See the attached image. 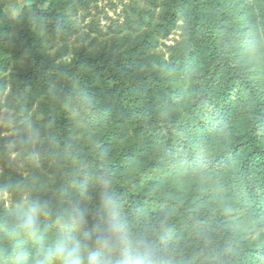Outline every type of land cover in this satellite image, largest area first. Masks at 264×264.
Segmentation results:
<instances>
[{
  "label": "trees",
  "instance_id": "16d2710c",
  "mask_svg": "<svg viewBox=\"0 0 264 264\" xmlns=\"http://www.w3.org/2000/svg\"><path fill=\"white\" fill-rule=\"evenodd\" d=\"M218 1L225 14L213 20L215 1L167 2L157 33L182 21V41L157 63L134 54L56 63L41 38L58 15L39 0L30 7L16 55L29 48L23 85L56 83L49 145L66 160L58 190L71 201L42 203L33 221L0 215V264H264V0ZM231 21L239 49L221 34ZM156 35L133 53L155 47ZM10 49L0 35L2 54ZM73 98L94 129L124 122L142 143L123 152V172L95 152L84 160L71 141Z\"/></svg>",
  "mask_w": 264,
  "mask_h": 264
},
{
  "label": "rangeland",
  "instance_id": "374dc122",
  "mask_svg": "<svg viewBox=\"0 0 264 264\" xmlns=\"http://www.w3.org/2000/svg\"><path fill=\"white\" fill-rule=\"evenodd\" d=\"M168 1L39 0V5L58 15L59 20V24L55 23L51 29L48 27L42 32L41 51L56 63L72 62L81 56L108 58L112 62L132 54L147 62H169L174 48L182 41V21L165 38L157 33ZM212 1L215 3L206 9L209 20L225 14V8L219 6V1ZM35 2L0 0V35L11 41L8 53L0 51V215L8 220L25 216L30 221L38 220L40 215L37 213L41 211L42 203L69 205L71 201L62 198L58 190L66 173V160L58 147L49 145V116L56 83L36 79L33 84L23 85L22 74L30 65L29 48H22V54L16 55L20 47L17 41L19 31ZM2 16L13 22H7L5 26ZM237 26L231 21L221 33L228 49L240 48L236 39ZM152 30L159 40L156 46L133 53L135 44ZM143 66L133 75L148 72L147 64ZM92 70L98 72L96 68ZM163 75L167 76L164 72ZM184 86L186 88L187 83ZM77 102V98H73L70 106L71 141L82 147L84 160L95 152L121 161L120 171L123 172V152L128 149L138 152L142 143L137 144L133 140L130 130L124 132V122L116 130L113 125L99 120L104 126L101 130L94 129L85 120ZM90 102L97 103L93 99ZM171 111V108L167 110L172 114ZM151 158H146L143 167L151 166ZM68 171L72 173L74 169L69 168ZM144 187L148 188V185Z\"/></svg>",
  "mask_w": 264,
  "mask_h": 264
}]
</instances>
